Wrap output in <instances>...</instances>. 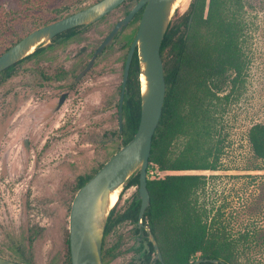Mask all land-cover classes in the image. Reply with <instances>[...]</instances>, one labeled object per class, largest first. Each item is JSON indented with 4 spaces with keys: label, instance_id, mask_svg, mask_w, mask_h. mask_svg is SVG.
<instances>
[{
    "label": "rangeland",
    "instance_id": "1",
    "mask_svg": "<svg viewBox=\"0 0 264 264\" xmlns=\"http://www.w3.org/2000/svg\"><path fill=\"white\" fill-rule=\"evenodd\" d=\"M92 2L86 0L87 5ZM192 2L180 0L173 20L186 13ZM246 2L248 27L243 47L247 68L244 81L238 88L230 86L220 95L222 99L215 103L213 113L216 130L225 145L221 169L183 173L156 171L151 177L185 173L206 176V186L197 195L199 205L211 219L218 218L236 240L249 230L257 231L255 242L260 246L246 250L240 256V262L264 264V161L259 162L263 170L253 169L258 161L248 140L250 128L264 123V0ZM120 17L108 16L88 29L86 35L78 38L77 48L94 36L102 40ZM131 40L132 34L128 30L118 44ZM129 46L130 42L123 49L115 45L107 52V112L103 118H92L91 115V108L97 105L99 98H84L74 114L66 111V115L53 119V133L50 125L46 128L37 126L32 131L34 150L26 152L22 145L28 134L23 129L35 113V103H31L25 113L19 111L17 104H12L9 110L15 113L10 121L0 116L1 255L10 257L20 251L33 257L35 264H69V219L78 192V180L93 173L109 157V148L119 146L122 141L110 135L118 128V112L116 109L108 112L107 108L118 102ZM20 78V75L15 76V79ZM113 90L115 94L108 95ZM3 93L0 90V115L8 106L7 100L1 99ZM226 95L228 99L224 98ZM113 153L109 150V155ZM121 192L122 188L118 196ZM137 192L135 186L123 192L120 210L128 206ZM128 228L129 224L116 228L110 243L127 233Z\"/></svg>",
    "mask_w": 264,
    "mask_h": 264
},
{
    "label": "trees",
    "instance_id": "2",
    "mask_svg": "<svg viewBox=\"0 0 264 264\" xmlns=\"http://www.w3.org/2000/svg\"><path fill=\"white\" fill-rule=\"evenodd\" d=\"M246 5V0H193L190 9L171 22L161 47L166 98L153 139L148 169L151 204L144 221L150 225L162 253L172 257L169 264L175 262L173 257L176 260L184 257L185 264H189L195 256L217 259L224 264H241L240 256L246 250L260 246L255 242L257 231L249 230L236 240L218 218L211 219L199 205L197 195L206 186V176L185 173L152 178L150 175L152 170L183 173L221 169L225 145L216 130L213 113L215 103L222 99L220 95L230 86L238 88L244 81ZM139 73L136 56L130 72L129 98L124 103L122 146L134 138L140 124ZM248 140L258 161L253 169L263 170L259 162L264 161V123L250 128ZM96 172L80 178L78 190ZM139 185L140 173L123 186L109 216L106 233L120 223L139 221L138 192L128 206L120 210L123 192ZM10 257L34 264L24 252L15 251ZM69 264H72L71 255Z\"/></svg>",
    "mask_w": 264,
    "mask_h": 264
},
{
    "label": "flooded vegetation",
    "instance_id": "3",
    "mask_svg": "<svg viewBox=\"0 0 264 264\" xmlns=\"http://www.w3.org/2000/svg\"><path fill=\"white\" fill-rule=\"evenodd\" d=\"M99 1L101 0H93L92 4L87 5L86 0H0V56L30 33L69 17ZM141 1L142 0H126L114 11L97 22L88 26L75 27L56 35L48 45L40 47L25 59L0 73V90L4 92L1 99L7 100L8 103L6 108L7 111H4V114L0 115L1 118L5 117V119H9V121L12 119L15 113L12 109L11 111L9 110L12 104H17L19 106V111L25 113L28 106L31 103H35L33 110L35 113L32 115L30 122L27 123L23 129L28 134V136L23 139L22 146L24 151L32 152L34 150L32 147L35 145L32 131L36 130L37 126L42 125L43 128H46L50 125L53 133V119L62 114L66 115V111H69L71 115L74 114L76 108L79 107V103L84 98H95V96H97L99 101L96 106L91 108V115L92 118L104 117L107 112V106H105L107 95L105 80L108 76L105 64L107 52L115 45L123 49L125 45L130 42L123 65L124 72L122 82L119 84L118 102L111 103L107 108L108 112L113 109H116L118 112V128L112 130L110 135H112L114 139L122 140L121 133L123 125L121 127L120 123L121 106L124 117V103L125 100L129 98L130 92L128 84L130 82L131 67L133 60L136 56L138 57V50H136L133 55L122 102L125 65L147 5H144L135 14L133 19L123 28L122 32L116 35L109 46L102 48V45L117 24L127 17ZM112 15H121V17L106 37L99 40L100 38L94 36V39L86 42L85 45L79 49L77 48L78 38L81 35H86L88 29ZM128 30L129 33L132 34V40L118 44L119 39ZM26 68H28V70H24ZM16 75H20L22 78L19 80L15 79ZM115 92L116 91L113 90V92L108 95H114ZM135 92L137 93L136 88ZM51 142L53 144V138ZM122 147H124L122 146V141L119 146L110 147L109 150H113L114 153L109 155V150L107 151L109 157L103 164L99 165L96 169L97 172L101 169L100 167H103ZM118 148L119 150L117 151ZM91 174L92 173L80 178H86ZM145 216L142 223H140L139 218L137 223L127 221L120 223L108 233H106L105 230L102 249L104 264H169L168 260L172 257L165 256L162 253L150 225L144 221ZM125 224H129V228L126 230L127 233L119 235L115 242L110 243V237L113 231ZM154 240L158 247H156ZM30 243H32V240ZM69 253L71 255L70 237ZM28 256L30 257V255ZM0 257L20 262L9 256L0 254ZM30 258L33 259V257ZM175 258L176 257H173L175 261L173 264H185L184 257H178V260ZM207 262L224 264L220 260L219 262H215L212 259H205L202 256L191 258L189 264Z\"/></svg>",
    "mask_w": 264,
    "mask_h": 264
},
{
    "label": "water",
    "instance_id": "4",
    "mask_svg": "<svg viewBox=\"0 0 264 264\" xmlns=\"http://www.w3.org/2000/svg\"><path fill=\"white\" fill-rule=\"evenodd\" d=\"M124 1L126 0H101L69 17L30 33L0 56V73L25 59L40 47L48 45L56 35L75 27L91 25L114 11ZM179 1L142 0L127 17L117 24L102 45V48L109 46L135 14L147 5L126 61L122 96L123 102L133 55L138 50L141 82L140 124L134 138L78 190L73 200L69 222L72 264H104L102 256L104 234L111 211L115 207L112 197L138 173H140L138 189V199L141 201L140 223L150 207L148 169L153 139L162 118L166 98L161 47ZM192 19L193 15L190 18L188 30ZM120 123L122 127V106ZM155 244L158 247L156 242ZM214 261L219 262V260ZM0 264L24 263L0 257Z\"/></svg>",
    "mask_w": 264,
    "mask_h": 264
},
{
    "label": "bare ground",
    "instance_id": "5",
    "mask_svg": "<svg viewBox=\"0 0 264 264\" xmlns=\"http://www.w3.org/2000/svg\"><path fill=\"white\" fill-rule=\"evenodd\" d=\"M117 200H118V192L117 193H115L114 195H113V197H112V202H113V205L115 206L116 204V202H117Z\"/></svg>",
    "mask_w": 264,
    "mask_h": 264
},
{
    "label": "built area",
    "instance_id": "6",
    "mask_svg": "<svg viewBox=\"0 0 264 264\" xmlns=\"http://www.w3.org/2000/svg\"><path fill=\"white\" fill-rule=\"evenodd\" d=\"M155 172H156V171L152 170V171L150 172V175L153 176Z\"/></svg>",
    "mask_w": 264,
    "mask_h": 264
}]
</instances>
